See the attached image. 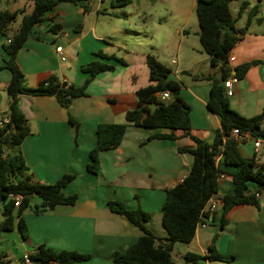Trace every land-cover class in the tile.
Segmentation results:
<instances>
[{
	"label": "crops",
	"instance_id": "crops-1",
	"mask_svg": "<svg viewBox=\"0 0 264 264\" xmlns=\"http://www.w3.org/2000/svg\"><path fill=\"white\" fill-rule=\"evenodd\" d=\"M164 1V15L168 17L158 11H131L127 5L112 7L111 0H59L30 30L16 56L27 86L35 87L51 74L81 86L89 76L81 71V66L93 60L115 64V68L93 77L86 89L88 94L73 98L67 109L53 96H19V107L28 120L30 133L17 146H5L4 155L21 153L33 181L53 183L65 174L73 175L62 191L77 198L73 204L57 205L40 213L23 211L25 237L17 226V217L12 230L0 229V256L4 259L9 251L21 259L37 245L45 244L57 250L90 254L89 259L73 264H125L114 262L111 255L127 249L142 230L124 215L110 210L107 202L113 199L128 209L148 212L150 218L145 226L156 236L166 237L162 225L165 191L189 172L193 156L178 150L193 146L189 136L177 130L174 139H148L161 129L129 124L118 147L99 152V173L87 169L97 125L125 122V112L137 106L135 91L150 83L147 53L170 68L167 79L178 82V95L189 106L191 133L210 143L220 128V117L209 110L207 101L212 80L222 84L223 70L211 65L199 42L196 0ZM229 7L235 28L245 30L227 56L225 80L232 78V94L227 100L233 110L249 117L264 110L263 0H232ZM32 8V0H0V10L23 9L30 13ZM170 12V17L177 15L175 23L169 19ZM53 24H59L61 29L50 31ZM4 42L6 37L0 32V118L6 115L10 101L6 86L11 73L3 66L8 56ZM56 46L62 47L64 60L55 51ZM99 51L108 57L97 56ZM111 57L122 59L125 64ZM250 61L257 62L241 79L236 78L234 68ZM68 116L78 125L71 123ZM254 142V136L244 135L238 141L239 152L243 157L254 156L264 162V138L257 153ZM9 148H13L11 152ZM220 166L228 172L235 171L234 166ZM248 189L257 192L253 182L248 183ZM232 190L231 175L221 174L218 189L205 204L191 241L173 244L174 264H264V189L258 191V206L235 205L222 222V199ZM32 200V204L40 202ZM217 200L216 207L210 210V203ZM211 247L233 258L229 262L208 258L191 262L184 258L188 252L208 256Z\"/></svg>",
	"mask_w": 264,
	"mask_h": 264
},
{
	"label": "trees",
	"instance_id": "trees-1",
	"mask_svg": "<svg viewBox=\"0 0 264 264\" xmlns=\"http://www.w3.org/2000/svg\"><path fill=\"white\" fill-rule=\"evenodd\" d=\"M33 8L30 13L23 9L16 11L0 10V32L9 42H4L3 48L7 53L4 67L11 77L6 86L10 98L8 122L0 125V204L2 205L0 229L10 231L17 226L23 237L27 234V227L21 214L29 209L36 213L52 210L57 205L73 204L76 195H65L62 191L73 178L65 174L53 183H41L31 180L27 174V166L21 153L4 155L5 146H17L30 133L28 120L19 107V96L49 95L56 98L65 109L69 107L75 97L86 96L90 80L99 72L113 70L115 64L103 63L98 60L90 61L81 66V71L88 73L81 86L61 81L51 74L37 86L31 87L24 83V75L16 62L18 50L22 47L33 26L43 21L44 13L55 8L59 0H32ZM232 0H196L195 14L198 21V38L203 50L208 54L212 66H219L223 70L222 80L226 79L228 70L225 68L227 56L245 28L237 29L229 4ZM132 0H111L112 7H122ZM246 4V2H243ZM22 14L20 25L10 32V24L18 14ZM50 31L61 29L59 24H53ZM97 56L108 57L102 52ZM120 64L122 59L111 57ZM257 61L244 62L234 68L235 77L241 79L249 66ZM146 64L149 69L150 83L135 91L137 106L125 112L123 123H99L96 128V143L89 152L90 160L87 169L98 174L100 171L98 154L100 151L113 149L121 143L127 125L158 128L160 132L151 134L152 138L177 137L175 131L180 130L190 137L193 146L182 147L180 152H189L193 161L189 172L181 180L165 191L162 205V225L167 232L165 238L153 234L146 226L150 214L140 208L128 209L119 200L107 202L111 211L124 215L127 220L141 228L142 234L137 240L123 251H116L111 255L114 262L125 264H174L171 249L175 242H189L195 234L197 224L201 221L203 208L207 200L218 189V179L223 173L230 174L233 182L231 194L223 196L222 222L226 213L235 205L251 204L258 206V197L249 192L248 183L256 184V191L264 189V162H258L254 156L243 157L238 149V141L230 136L233 127L242 133L248 132L254 137L264 136V110L253 116H244L233 110L225 95L223 85L217 79L212 80L207 107L220 117V128L215 132L212 142L207 143L191 133L189 106L178 95L179 84L167 79L170 68L161 62L154 54L147 53ZM168 90L171 97L168 100L159 98V93ZM151 106H154L151 109ZM68 120L78 125L70 116ZM166 130L162 131V130ZM217 158L219 161L216 162ZM221 164L234 166V172L221 168ZM15 177V180L11 179ZM21 195L19 205L11 195ZM37 196L39 204H32L31 199ZM33 264H73L87 260L90 254L70 250H57L39 244L29 253ZM186 261L196 262L198 259L208 258L213 261L229 262L233 256L217 252L210 248L208 256H200L188 252L184 256ZM0 264L6 260L0 256ZM20 264H23L20 260Z\"/></svg>",
	"mask_w": 264,
	"mask_h": 264
},
{
	"label": "built area",
	"instance_id": "built-area-1",
	"mask_svg": "<svg viewBox=\"0 0 264 264\" xmlns=\"http://www.w3.org/2000/svg\"><path fill=\"white\" fill-rule=\"evenodd\" d=\"M6 42H9V39H6ZM55 51L59 54L61 60L65 59V56L62 53V47L61 46H56L55 47ZM222 85H223V88H224L225 95L226 96H230L232 94V89H231V87H232V78H229L227 81L223 80ZM158 96L162 100H168L170 98V93H169L168 90H164V91L160 92ZM8 120H9V118L7 117V115H5L4 117L0 118V125L6 124L8 122ZM246 134H250V133H248V132L242 133L236 127H233L231 129V131H230V136H232L237 141L242 139L243 136L246 135ZM262 138H264V136L263 137H259V136L255 137V142H254L255 153H257L258 150H259ZM254 194H255L256 197L259 196L258 192L254 193ZM11 197L14 198V200H15V206H18L19 205V201L21 199V195L14 194V195H11ZM218 201L219 200L211 202L210 205H209V209L213 210L216 207ZM21 261H22L23 264H33L32 260H31V258L29 256V253L23 254L22 257H21Z\"/></svg>",
	"mask_w": 264,
	"mask_h": 264
},
{
	"label": "rangeland",
	"instance_id": "rangeland-1",
	"mask_svg": "<svg viewBox=\"0 0 264 264\" xmlns=\"http://www.w3.org/2000/svg\"><path fill=\"white\" fill-rule=\"evenodd\" d=\"M263 6H264V0H263ZM127 7L131 11H132V8L134 10H141V13L145 12L146 14L147 13H153L154 11H158V12H161L162 15H164L166 3L164 0H142L141 3H138V0H132V2L127 5ZM119 9H121V8H119ZM170 15H171V12L169 14V19L172 20V23H175V20H177L176 13H173L172 14L173 16H171V17H170ZM164 16L168 17L167 14ZM21 18H22V15L19 13L15 17V19L11 22V24H10V32L11 33L13 31H15V29L20 25ZM11 149H13V148H11ZM11 149L9 148L8 150L11 152ZM38 200H39V198L37 196H34L32 201H38ZM1 208H2V205L0 204V219L2 218ZM3 245H4L5 251H7L6 250V244L4 243ZM5 260H6V264H20L21 259H19L18 254H16L15 252L9 251L8 257Z\"/></svg>",
	"mask_w": 264,
	"mask_h": 264
},
{
	"label": "water",
	"instance_id": "water-1",
	"mask_svg": "<svg viewBox=\"0 0 264 264\" xmlns=\"http://www.w3.org/2000/svg\"><path fill=\"white\" fill-rule=\"evenodd\" d=\"M34 195V194H33Z\"/></svg>",
	"mask_w": 264,
	"mask_h": 264
}]
</instances>
